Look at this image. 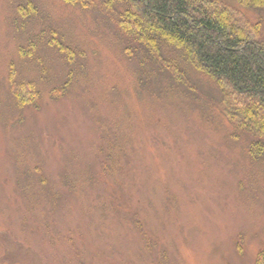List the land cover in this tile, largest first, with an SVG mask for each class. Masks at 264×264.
Wrapping results in <instances>:
<instances>
[{
	"label": "rangeland",
	"instance_id": "1",
	"mask_svg": "<svg viewBox=\"0 0 264 264\" xmlns=\"http://www.w3.org/2000/svg\"><path fill=\"white\" fill-rule=\"evenodd\" d=\"M139 48L93 0H0V264H264V153Z\"/></svg>",
	"mask_w": 264,
	"mask_h": 264
},
{
	"label": "trees",
	"instance_id": "2",
	"mask_svg": "<svg viewBox=\"0 0 264 264\" xmlns=\"http://www.w3.org/2000/svg\"><path fill=\"white\" fill-rule=\"evenodd\" d=\"M93 1L129 41L140 47L139 51L159 57L160 45L180 49L188 63L226 93L223 114L251 137V156L264 153L262 20L252 22L242 17L224 0ZM233 1L238 7L264 14V0ZM10 83L22 105L31 106L33 96H25L12 78Z\"/></svg>",
	"mask_w": 264,
	"mask_h": 264
}]
</instances>
